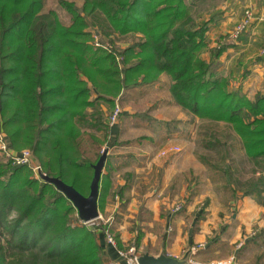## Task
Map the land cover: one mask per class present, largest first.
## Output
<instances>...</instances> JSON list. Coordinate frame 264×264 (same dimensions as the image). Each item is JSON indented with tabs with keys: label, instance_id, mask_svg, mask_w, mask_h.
Instances as JSON below:
<instances>
[{
	"label": "trees",
	"instance_id": "trees-1",
	"mask_svg": "<svg viewBox=\"0 0 264 264\" xmlns=\"http://www.w3.org/2000/svg\"><path fill=\"white\" fill-rule=\"evenodd\" d=\"M46 1L0 0V132L11 151L29 148L44 174L86 195L108 134V122L102 137L83 129L88 108H113L126 91L166 74L178 106L239 136L259 172L249 190L264 189V90L248 96L216 73L231 43L208 44L207 20L192 9L200 0H55L67 21ZM113 157L104 162L98 209L117 194V210L100 228L83 222L53 183L0 158V264H105L103 228L123 247L114 222L129 197L112 179Z\"/></svg>",
	"mask_w": 264,
	"mask_h": 264
},
{
	"label": "crops",
	"instance_id": "crops-1",
	"mask_svg": "<svg viewBox=\"0 0 264 264\" xmlns=\"http://www.w3.org/2000/svg\"><path fill=\"white\" fill-rule=\"evenodd\" d=\"M251 2L253 19L257 18L259 27H262L264 0H251ZM222 10L212 11L211 7L206 14V20L209 19L207 22L209 36L213 39L216 37L214 33L217 28L215 27H218L219 31L226 24L225 11ZM262 48L264 45L260 50ZM245 49H248V46L235 45L237 53L246 51ZM232 50V46L226 49L227 52ZM241 54L240 57L238 53L235 60L231 62L237 68L241 66L240 72L245 71V76L242 77L241 73L233 74L234 79L238 81L234 86L240 84L242 91L252 96L256 91L264 90V60L254 58L253 54L247 56L245 52ZM95 106L101 108L104 105L99 101ZM187 114L189 115L187 118L180 117L178 122L171 124V132L168 134L172 141L169 139L165 143L177 146L178 150L158 155L157 158L153 157L151 169L135 171L127 168L123 172L125 177L122 178L118 171L114 170L127 164L129 159L126 158L128 156L130 158V154L120 156L123 157L121 160L114 155L111 158L112 179L116 184L124 185V193L129 197L125 208L117 213L118 221L114 222L120 234L121 244L127 246L135 242L140 253L148 252L157 255L163 252L180 260L188 254L190 245H196V258L207 260L224 258L230 253H236L237 248L240 250L252 243L264 242V189L258 186L249 190L247 185L235 189L230 185L207 188L210 184L204 179L206 176H212V173L201 160L205 158L207 161L206 156H209L218 146L220 149L228 150L229 153L233 150L231 153L235 157L238 154L241 160L252 168L253 163L246 156L239 136L232 131L237 138L230 134L232 138L230 141L227 139L226 130H222L229 128L226 122ZM96 121L97 118L94 115L88 114L83 118L81 126ZM115 124L116 122L108 124L110 128H108L105 142V148H108L107 154L111 153L110 146H114L116 142L115 135L118 127ZM214 134L220 138L225 135V138L216 139ZM166 156L167 159H164L166 163L159 166V171H155L156 162ZM102 172H106L104 167ZM233 189L235 193L231 197L224 195L226 192H232ZM116 210L117 201L109 198L100 215L109 219L108 223L112 224L113 212ZM138 233H140L139 238L136 236ZM240 240H244L241 246L238 243ZM99 241L108 259L120 260L126 264L117 252L118 245L108 243L104 232L99 237Z\"/></svg>",
	"mask_w": 264,
	"mask_h": 264
},
{
	"label": "rangeland",
	"instance_id": "rangeland-1",
	"mask_svg": "<svg viewBox=\"0 0 264 264\" xmlns=\"http://www.w3.org/2000/svg\"><path fill=\"white\" fill-rule=\"evenodd\" d=\"M77 2L80 3V0H77ZM251 3V0H204L203 3L200 0L194 1L192 4L194 15L199 21L206 20V14L209 12L211 7L212 11L221 9H223V12L225 11L226 16L224 18L226 19V26L223 25L224 28L219 31L218 27H215L217 28V31L214 33L216 35L214 39L209 36V30H207L206 36L208 44L216 42L217 39L224 40V43L226 42V44L231 43L233 50L229 52L225 50L222 52L214 63V69L217 74H228V76L231 75V85H234L238 82L232 75L238 73L240 74V69H242L241 66L237 68L236 66L232 65L233 62H231L232 60H235L238 53L240 57L242 55L241 52H245L246 56L253 54L254 58L257 57L256 59L264 57L262 52L264 48L260 50V48L264 45V24L262 27H259L258 19H253L254 13L251 8ZM47 5L56 6V2L55 0H47L46 6ZM57 9L59 10L61 19L67 21L68 15H66V13L63 12L60 7ZM246 11H248L250 14L249 18H246ZM243 22H245V27L241 29L240 26ZM100 37L103 38L104 36L102 35ZM108 44L107 45L111 46L112 48V44ZM242 44L244 47L248 46V49H245L246 51L237 53L235 50V45L241 46ZM260 52H262V54ZM202 55L206 56L207 53L204 51ZM160 78L161 80H158V82L153 85H137L133 90H129L126 93L122 103L117 101L120 106V112L117 116L115 124L117 125L118 130L115 135L116 142L114 146H110V154L117 156L116 158L119 160L123 158L120 156H128L126 154H130L131 157L129 158L128 156L126 158L129 159L127 161L128 163L124 164L122 167H119V169L114 170L118 171L117 173H119V176L122 178L125 177L123 172L127 168H132L135 171H138L139 169L144 170L146 168H150L153 157L157 158L158 155H165L176 151L175 145L165 144L169 139V141H172L168 132H171V124L173 122H178V118H187L189 115L170 97L168 93V85L170 82L169 76L162 74ZM101 102L104 105L103 107L99 108L98 106H94V108H88L87 112L88 114H92L97 117V123L94 122L85 124L83 125V128L93 131L102 137L105 133L104 124L108 122V116L113 108L109 107L107 103L103 101ZM108 124L111 125L109 122ZM167 124L168 126H166ZM228 129L223 128L222 130H226L227 139L231 141L232 138L230 137V134H232V137H236V134L232 133L233 130L230 127ZM112 136L114 137L113 134ZM214 137L216 139H224L225 135L222 136L223 138L217 137L216 135ZM105 147L106 145L104 144L101 151ZM214 147H216V145H214ZM219 147L220 146L216 147L218 150L214 148L210 155L206 156L207 161L205 158H202L201 160L200 157H197L207 165V168L212 173V176L204 177V179L210 184L207 188H214V186L228 187L226 185H230L234 186L235 189L240 188V186L244 185L245 183L248 185V187L250 184L252 185V180L258 175L256 174L258 170L254 171V167L252 166L251 168V166L241 160L238 154L235 157L234 154L231 153L233 150H231L229 153L228 150H225L224 148L223 150ZM23 149H28L30 151V149L27 147H23ZM30 157L32 163L39 164L34 160V156L32 155L31 151ZM0 158L3 161L10 160L8 157H4L1 153ZM164 159H167V156L159 159V161L156 162L157 168L155 171H159V166H161L163 163H166V160ZM114 176L116 175L114 174ZM200 180L202 179L200 178ZM234 189L230 193H224V195L231 197V195L235 193ZM114 197V200L117 201V194H115ZM100 213L101 212L99 211V214ZM105 218L106 217L100 215V219H95L92 225L99 227L100 223H108L109 219ZM86 224L91 226V222ZM102 230H106L109 234H111L116 242V237L114 236L113 232L105 228ZM243 242L244 240H240L238 243L241 246ZM191 246L196 245H190L189 247ZM120 248L126 249L127 247L126 245H123V247ZM135 249H138L137 245H135ZM138 250L137 252L141 254ZM231 254L232 253L229 255ZM234 254L236 256V264H264V242H260V244L252 243L240 250L237 248V251ZM228 256L224 258L211 259H226ZM187 257L188 256L185 255L183 260L185 261Z\"/></svg>",
	"mask_w": 264,
	"mask_h": 264
},
{
	"label": "water",
	"instance_id": "water-1",
	"mask_svg": "<svg viewBox=\"0 0 264 264\" xmlns=\"http://www.w3.org/2000/svg\"><path fill=\"white\" fill-rule=\"evenodd\" d=\"M107 156V149L104 148L99 155L97 161L93 164V174L89 183V192L84 195L78 191L73 185L66 183L57 176H50L43 174L42 178L45 181L51 182L55 187L63 192V194L72 202L76 208L79 218L83 222L91 221L98 217V194H99V181L101 178L104 162ZM138 264H184V260L159 253L157 255L144 252L137 257Z\"/></svg>",
	"mask_w": 264,
	"mask_h": 264
},
{
	"label": "built area",
	"instance_id": "built-area-1",
	"mask_svg": "<svg viewBox=\"0 0 264 264\" xmlns=\"http://www.w3.org/2000/svg\"><path fill=\"white\" fill-rule=\"evenodd\" d=\"M246 18L250 17V14L248 11H246ZM245 27V22H243L240 26V28H244ZM240 29V30H241ZM96 44H99L98 42H95ZM264 52V50L262 51ZM120 112V106L119 103L116 101L113 109L111 110L109 116H108V122L110 124H113L116 122L117 120V116ZM175 149L178 150V147L175 146ZM0 150H2V152L5 153L6 156H8V158H10L12 160L13 163L16 164H25L28 167L31 168L32 172H33V176L37 179L42 180V175L44 174V172L41 169V166L39 164H34L31 161V157H30V151L28 149H21L19 152H13L8 148L7 143L5 142L4 138H3V134L0 132ZM178 207V205L176 206V208ZM97 218H100V214L98 215ZM95 218V219H97ZM85 222V223H90L91 222V226L94 223V220ZM105 238L107 240L108 243L113 244L114 246H117L114 237L109 234L106 230L103 231ZM198 248V246H197ZM196 247L195 246H191L188 254H187V259L184 261V264H236V256L234 253H232L231 255L228 256V258L226 259H207V260H198L196 258ZM117 252L119 254V256L125 261L126 264H138L137 263V257L139 256V253L137 252V250L135 249V246L133 244H130L127 246L126 249H121L119 247H117ZM105 264H123L120 260H114V259H108L106 261Z\"/></svg>",
	"mask_w": 264,
	"mask_h": 264
}]
</instances>
